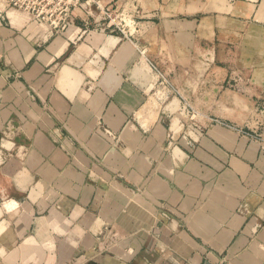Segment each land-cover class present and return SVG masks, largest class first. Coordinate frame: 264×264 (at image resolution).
Wrapping results in <instances>:
<instances>
[{"label":"crops","instance_id":"0c3cea01","mask_svg":"<svg viewBox=\"0 0 264 264\" xmlns=\"http://www.w3.org/2000/svg\"><path fill=\"white\" fill-rule=\"evenodd\" d=\"M0 12V264H264V0Z\"/></svg>","mask_w":264,"mask_h":264},{"label":"built area","instance_id":"2783aa9c","mask_svg":"<svg viewBox=\"0 0 264 264\" xmlns=\"http://www.w3.org/2000/svg\"><path fill=\"white\" fill-rule=\"evenodd\" d=\"M82 5L97 9L106 18L109 27L126 35L125 20L105 7L102 0H0V12L14 9L26 14L34 22L46 26L51 32H61L68 27L73 10Z\"/></svg>","mask_w":264,"mask_h":264}]
</instances>
